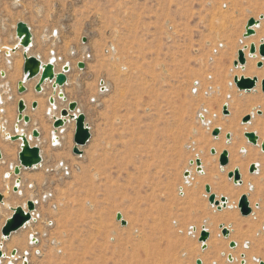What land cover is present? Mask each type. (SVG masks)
Returning a JSON list of instances; mask_svg holds the SVG:
<instances>
[{"label": "rangeland", "instance_id": "rangeland-1", "mask_svg": "<svg viewBox=\"0 0 264 264\" xmlns=\"http://www.w3.org/2000/svg\"><path fill=\"white\" fill-rule=\"evenodd\" d=\"M252 18L260 26L251 39L244 38ZM20 22L28 24L33 35L30 56L44 64L54 59L58 72L70 66L61 90L66 102L54 96L52 83L45 84L41 94L33 91L34 81L27 84L25 94L18 92L23 72L12 76L6 52L18 44ZM261 40L264 0H0V127L7 125L12 135L18 133L14 129L18 103L26 98L31 99L25 113L31 122H22L19 128L25 127L24 133L31 136L42 127L40 120L47 127L39 129L40 138L32 141L41 149L42 163L22 170L18 192L13 172L19 165L20 143L5 139L0 130V193L10 196L6 197L10 205H1L5 211L0 214V247L22 235L28 244L27 255L14 248L2 264H8L13 251H17L14 264H24V257L28 264L264 262V109L249 102L253 95L264 97V93L261 85L257 92L246 93L234 83L245 73L234 66L238 52L246 44L260 45ZM260 61L264 64L259 56L254 68L261 70L263 80ZM79 63L85 69H79ZM71 102L77 103L91 133L80 155L73 152L74 120L68 121L63 133L58 130L56 145L51 138L55 116L60 118ZM238 103L242 106L237 108ZM225 106L228 116L223 114ZM50 108L54 117L47 112ZM248 115L251 124H243ZM252 124L259 130L249 132H257L260 146L245 137L246 126ZM215 129L221 130L218 137L213 136ZM218 142L225 145L217 148ZM243 147L257 154L255 162L247 159V151L241 152ZM223 151L229 152L224 171L219 164ZM104 156L109 159L107 190L100 187L99 178L94 179V165ZM236 158L254 182L248 184L243 174L240 185L228 178L240 170L232 164ZM197 159L203 173L191 165ZM253 163L259 166L257 174L249 172ZM212 167L214 176L209 180ZM216 183L244 191L235 197L219 194ZM208 185L219 200L228 199L226 208L209 203ZM243 195L252 208L248 217L238 208ZM29 201L36 203L29 226L2 240L11 208ZM118 214L127 225L117 220ZM228 214L242 223L241 228L232 221L213 220ZM221 225L230 229L229 238L223 236ZM203 228L211 235L206 251L199 242ZM231 242L236 248H230Z\"/></svg>", "mask_w": 264, "mask_h": 264}, {"label": "water", "instance_id": "water-1", "mask_svg": "<svg viewBox=\"0 0 264 264\" xmlns=\"http://www.w3.org/2000/svg\"><path fill=\"white\" fill-rule=\"evenodd\" d=\"M263 19V17H261ZM260 21L256 20L254 18L250 19L246 26V33L244 34V38H250L256 34V28H259ZM16 35L19 40V45L14 47V49L11 51L12 53L18 52L21 48L23 49V58H24V67H23V80L19 82L18 84V92L20 94H25L27 92L26 84L32 81L35 78H40L37 85L35 86V91L39 94H41L44 90V85L46 83H52V87L54 89V96L58 95L60 99L63 101H67V98L65 97L64 93L61 91L62 88L67 83V73L70 71V66L65 65L61 72L56 73V67L54 64V61L49 62L48 64H44L40 59H38L35 56H30L29 51L33 44V35L31 32V29L26 23L20 22L17 24L16 27ZM248 50V47H245L243 50H240L238 52V59L234 63L235 68L241 67L244 68L247 64V56L246 51ZM257 54L261 57L262 60H264V41L261 42L259 47H257L255 44H251L249 47L248 56L250 58L255 59L257 57ZM7 57H11V53L6 52ZM264 66L263 62L260 61L258 63V68H262ZM79 69H85L84 63L78 64ZM1 76L5 77L6 73L1 72ZM234 83L238 90L240 92H251L256 89L259 83V79L257 77L253 78H247V77H235ZM103 84V83H102ZM261 90L264 93V79L261 81ZM60 90L59 93H57V90ZM49 102L51 105H55V98L51 97L49 99ZM32 108L36 110L38 108V103L34 102L32 104ZM27 110V105L24 100H20L18 103V117H17V124H16V130L18 131V128L20 124L23 122L26 125H28L31 122V119L29 116L25 115V112ZM77 112V114H76ZM261 113V112H260ZM223 114L228 116L230 114L228 107L225 106L223 108ZM69 120H74L76 122V131H75V137H74V143L75 147L73 149V152L76 155H80V147H84L87 145L91 138L90 129L86 125V118L83 114H81L78 110V105L75 102L69 103V106L67 109H63L60 114V118H54L53 128L55 130V133L63 128ZM251 121V116H246L243 119V124H248ZM1 130V128H0ZM221 133L220 129H215L213 132L214 137H218ZM9 140L12 142H21L20 147V153H19V165L14 168L13 174L18 178L16 180V184L14 186V192H18L19 185L21 183L20 181V175L22 173V170H28L33 169L37 166H39L42 163V154L41 149L38 146H32L33 139H39L40 138V132L35 129L32 131V135L28 136L26 133H17L14 136H8ZM245 137L248 140V142L254 146L259 145V137L254 132H246ZM226 139L228 142L231 140V134L226 135ZM54 143L57 142L58 137L53 136ZM261 149L264 152V141L262 142ZM217 152L216 150H212V154L215 155ZM3 158L2 152L0 151V160ZM196 164L197 171L202 173V161L200 159H197L195 163L191 161V165ZM219 164L220 167L224 170L226 166L229 164V152L223 151L219 157ZM258 169V166L256 164L251 165L249 172L250 174L256 173ZM186 175H189V172L186 173ZM10 177V175H9ZM228 178L233 180L235 185H240L242 183V175L240 173V170L237 168L234 171L230 172L228 174ZM206 192L209 195V203L211 205L216 206L219 210H222L227 207L228 199L225 197H222L220 200L217 198L215 194H212V189L208 185L206 186ZM4 195L0 193V204H4ZM238 208L240 210V213L243 217H248L252 214V208L250 206L249 198L247 195H243L238 203ZM36 205L33 201L27 202V211L24 210L23 207L19 206L17 208H11L13 215L6 221V224L2 228L1 234L3 240H8L12 234L20 231L23 229L27 224L30 223L32 220V213L35 211ZM117 220L122 223V225H127V222L123 220L122 215H117ZM222 234L224 237L228 238L230 235V231L227 228L221 227ZM210 234L209 232L203 228L199 242L202 243V249H206V242L209 239ZM230 248H236V243H231ZM17 254V251L12 252V256H15ZM6 255L4 252L0 249V264H2V259H4ZM230 261H233L232 256L229 257ZM24 264H28L25 262ZM196 264H203L201 260H197ZM242 264H245V261L242 262ZM260 264H264V262H261Z\"/></svg>", "mask_w": 264, "mask_h": 264}, {"label": "bare ground", "instance_id": "bare-ground-1", "mask_svg": "<svg viewBox=\"0 0 264 264\" xmlns=\"http://www.w3.org/2000/svg\"><path fill=\"white\" fill-rule=\"evenodd\" d=\"M262 25V24H261ZM261 28V27H260ZM256 29H258V28H256ZM249 39V38H248ZM251 39V38H250ZM261 39V38H260ZM263 39V38H262ZM262 41H264V40H261V42ZM252 44H254V43H252ZM261 44V43H260ZM18 45H19V43H18ZM257 47H259V45L258 44H255ZM246 47H248V49H249V47H250V45L249 44H246L245 45ZM13 49L12 48H10L9 50H8V53H11V51H12ZM246 56H247V64H246V66L243 68V69H245L244 70V74H241V75H243L244 77H247V78H249L251 75H252V77H257L258 79H259V83H258V86L256 87V89L254 90V91H258L259 90V88H260V84H261V79H262V72H260L261 70H256L255 68H254V63L256 62V60H258V58H259V55L257 54V57H256V59L255 60H251V59H249V56H248V50L246 51ZM53 59V58H52ZM262 60V59H261ZM10 61V60H9ZM52 61H54V59L52 60ZM264 61V60H263ZM10 63V62H9ZM257 63V62H256ZM20 66H21V64L20 63H18V62H15V65H14V69L16 70V71H18V70H20ZM240 69H242V68H240ZM242 73V72H241ZM240 74V73H239ZM254 75V76H253ZM238 77H240V76H238ZM242 77V76H241ZM252 77H250V78H252ZM162 79V78H161ZM155 80V79H154ZM163 80V79H162ZM196 82H198V81H196ZM165 84V83H164ZM146 85V84H145ZM152 86H154V85H152ZM194 88H195V86H194ZM150 89V88H149ZM148 88H147V90H149ZM152 89V88H151ZM144 91V90H143ZM60 92V91H59ZM147 92V91H146ZM198 92V91H197ZM58 93V92H57ZM254 93V92H253ZM148 94H150V93H148ZM162 94V93H161ZM166 95H167V93H166ZM51 98V97H50ZM250 98V97H249ZM26 100L27 101H29V100H31L30 98H26ZM234 104L237 102L236 100H234L233 99V101H232ZM249 102L251 103V105L252 106H254V105H258V108L261 106V108H263L264 109V97L262 96V95H259V93H257V94H255V95H253L251 98H250V100H249ZM242 103V102H241ZM260 105V106H259ZM53 106V105H52ZM56 106V105H55ZM238 106L239 107H241L242 106V104H240V103H238L237 104V108H238ZM251 106V108H253ZM57 108V107H56ZM48 110V109H47ZM53 110H54V108H53ZM53 110H52V108H50L47 112L49 113V115L51 116V117H54V112H53ZM150 110V109H149ZM239 110V109H238ZM249 110V109H248ZM57 111V110H56ZM170 111V110H169ZM243 112V111H242ZM57 113V112H56ZM55 113V114H56ZM59 113V112H58ZM60 114V113H59ZM264 114V113H263ZM171 115H172V113H171ZM237 115H238V113H237ZM58 116H60V115H58ZM166 116V115H165ZM214 116V115H213ZM167 117V116H166ZM239 117V116H238ZM55 118H56V116H55ZM42 119V118H41ZM169 119V118H168ZM38 120H40V119H38ZM209 120V119H208ZM41 122H39L40 123V125L42 126V127H40L39 129L40 130H43L44 131V129L45 128H47L46 126H45V124H44V122H43V120H40ZM72 121V120H71ZM210 121V120H209ZM207 123H208V121H206ZM170 123V122H169ZM251 124V123H250ZM258 124V123H257ZM257 124H252V125H248V126H246V128H245V130L247 131V132H249L251 129L252 130H259V128H258V126H257ZM1 128V130L4 132L3 133V135H4V137H5V139H7V140H9V137L8 136H14V135H12L11 134V132H10V129H11V127H0ZM23 128H25V127H20V128H18V131H16V132H18V133H22V132H25L26 130L25 129H23ZM42 128V129H41ZM222 128V127H221ZM230 129H232L233 127H229ZM14 129H16V128H14ZM223 129V128H222ZM37 130H38V128H37ZM54 130V129H53ZM171 130V129H170ZM65 130L63 129V128H61V130H60V132L61 133H63ZM58 132V131H57ZM57 132L55 133V130H54V132L52 133V131H51V133L53 134V136L55 135L56 136V134H57ZM171 132V131H170ZM255 133H257L256 131H254ZM173 133V132H172ZM148 134V133H147ZM52 135H51V138L53 137ZM259 136H260V134H259ZM58 137V136H57ZM53 139V138H52ZM176 139V138H175ZM219 139H220V137H219ZM166 141V140H165ZM216 141H218V139L216 140ZM261 141V140H260ZM260 141H259V146H260ZM52 143L54 144V145H56L57 143H58V140H57V142L56 143H54V141L52 140ZM155 143V142H154ZM225 144H222V143H220V142H218V143H216V147L217 148H222L223 146H224ZM173 148H174V146H173ZM231 148V147H230ZM236 149V148H235ZM260 149V148H259ZM248 152V153H246V154H248L247 155V159L249 160V161H256V158H257V154H253V152H251L250 150H247L245 147H243V148H241V152ZM144 152V151H143ZM146 152V151H145ZM240 152V151H239ZM244 155V154H243ZM100 157V156H99ZM217 157H218V153H217ZM95 160V159H94ZM96 160H98V157H97V159ZM263 162L261 163V164H263L264 165V158H262L261 159ZM260 162V161H259ZM61 164V163H60ZM95 164V163H94ZM108 164H109V159L106 157V156H104L100 161H98L94 166V168H95V174H94V179H98L99 178V185H100V187H104L105 188V190H107L108 188H109V172H108ZM233 166H235V165H237V167L239 166V168H240V173H241V175L243 174V176L245 177V179H246V181H247V183L249 184V182H254V180L252 179V178H250L248 175H247V172H246V170H245V168H246V165L242 162V160H240V159H238V158H236V159H234V161H233ZM254 164V163H253ZM261 164H260V166H261ZM61 165H64V164H61ZM249 167V166H248ZM259 167V166H258ZM237 169V168H236ZM91 170V169H90ZM89 170V171H90ZM188 170V169H187ZM225 170V169H224ZM223 170V171H224ZM193 171V170H192ZM214 170H213V167L211 168V170H210V173H209V180H210V178L212 177V175L214 174V172H213ZM222 171V170H221ZM190 173H191V170H190ZM203 173V172H202ZM257 174V173H256ZM206 175V174H205ZM211 176V177H210ZM214 176V175H213ZM215 176H217V175H215ZM6 177H8V175H6ZM219 176H217L216 178H218ZM243 177V178H244ZM205 178V177H204ZM18 179V178H17ZM262 179H264V178H262ZM22 181V180H21ZM211 181H213L212 179H211ZM198 183V182H197ZM196 183V184H197ZM257 183V182H256ZM16 184V183H15ZM252 184V183H251ZM20 186V185H19ZM216 190L219 192V194H223V193H225V194H227L228 196H230V197H235L237 194H238V192H241V191H244V189H242V190H238L237 192H236V190L234 191V190H231V189H228L227 188V186H224V185H221V184H218V183H216ZM250 186V185H249ZM252 186V185H251ZM259 187V186H258ZM250 188V187H249ZM7 193V192H6ZM9 194V193H8ZM212 194H214V193H212ZM3 195H4V197H5V201H4V204H0V214L2 215L3 213H4V209H3V207H1V205H5V206H9L10 205V202H8V199H6V197H8V195L6 194H4L3 193ZM10 197V196H9ZM8 197V198H9ZM242 197V196H241ZM240 197V198H241ZM35 203V202H34ZM36 205V204H35ZM21 207H23L24 208V210H26L27 211V204H24L23 206H21ZM17 208V207H16ZM32 214H34V212L32 213ZM164 214V213H163ZM258 215V214H257ZM258 217H259V215H258ZM213 220H224V221H232V222H234V224H235V227L237 228V229H239V228H241V224L240 223H238V221L236 220V218H234V216H232V214H228L227 216H219L218 218H216V219H213ZM28 225V224H27ZM26 225V226H27ZM29 226V225H28ZM30 231H32V229L30 230ZM239 231L240 230H238V233H239ZM27 232V231H26ZM40 232V231H39ZM42 232V231H41ZM19 233V232H18ZM28 233V232H27ZM33 232H31L30 234H29V238L31 239L32 237H33V234H32ZM220 234H218V236H219ZM23 236V235H22ZM22 236H21V238H22ZM21 238H19V237H12V239H10V241L8 242V243H6V244H3V242H2V244H1V247H0V249L4 252V254L7 256L9 253H8V251H10V250H12V249H14V248H16V249H20V250H24V253L27 255L28 254V244H26V242L23 240V239H21ZM30 239H28L29 241H32V239L30 240ZM2 240H3V238H2ZM27 240V239H26ZM28 240H27V243H28ZM218 243V240H216L215 241V243L214 244H217ZM26 245V246H25ZM219 247V246H218ZM8 253V254H7ZM17 255V254H16ZM12 256L13 258H11V259H9V262H8V264H14V261H15V258L17 257V256ZM6 259V258H5ZM24 260H25V262H27V257H24L23 258ZM235 260V259H234ZM24 262V263H25ZM243 262V261H242ZM246 264V263H245Z\"/></svg>", "mask_w": 264, "mask_h": 264}, {"label": "crops", "instance_id": "crops-1", "mask_svg": "<svg viewBox=\"0 0 264 264\" xmlns=\"http://www.w3.org/2000/svg\"><path fill=\"white\" fill-rule=\"evenodd\" d=\"M28 25V24H27ZM29 26V25H28ZM247 26V25H246ZM245 32H246V27H245ZM17 36V35H16ZM34 40V39H33ZM18 43H19V40H18ZM18 45V44H17ZM16 45V46H17ZM10 49V48H9ZM12 49H14V47L12 48ZM22 49V48H21ZM30 55V54H29ZM10 61V63H9V66H10V70H11V73H12V76L14 77V78H16V77H19L20 75H22V72H23V67H24V58H23V52L21 53V51L19 50L18 52H16V53H12L11 52V57H10V59H9ZM15 62H18V63H20L21 64V66H20V70H18V71H16L15 69H14V65H15ZM3 66V63H1L0 64V67H2ZM71 70V69H70ZM2 72H4V71H2ZM56 73H58V71H56ZM23 77H24V74H23ZM39 77L38 78H35V79H33L32 81H34L35 83H34V86H33V91L34 92H36L35 91V86L37 85V83H38V81H39ZM22 80H20V81H18V83H17V89H18V84H19V82H21ZM67 82H68V76H67ZM28 84V83H27ZM27 84H26V87H27ZM47 84V83H46ZM67 84V83H66ZM45 86V85H44ZM43 86V87H44ZM64 88V87H63ZM63 88H62V90H63ZM27 91H28V89H27ZM37 93V92H36ZM25 101V103H26V101L27 100H24ZM26 105H27V103H26ZM27 110H28V105H27ZM26 110V111H27ZM26 113V112H25ZM18 117V116H17ZM7 126V125H6ZM5 126V127H6ZM37 129V128H36ZM39 130V129H38ZM16 143H20V147H21V142H16ZM212 189V188H211ZM249 202H250V200H249ZM251 205V204H250ZM16 207H18V206H16ZM5 211V210H4ZM12 211V210H11ZM13 215V212H12V214L7 218V220L11 217ZM233 216V215H232ZM235 218V217H234ZM6 220V221H7ZM6 223V222H5ZM238 223H240L241 224V226H242V223L241 222H238ZM225 227L226 228V226H224V225H221L220 226V229H221V227ZM228 229V228H227ZM229 231H230V229H228ZM209 234H210V232H209ZM230 235H231V231H230ZM230 235H229V237H230ZM210 237H211V235H210ZM210 237H209V239H210ZM228 237V238H229ZM226 238V237H225ZM209 239L207 240V242L209 241ZM207 242H206V249L205 250H203V251H206L207 249H208V245H207ZM232 243V242H231ZM218 245V244H217ZM212 246H213V248L212 249H218V246H215L214 244H212ZM220 249V248H219Z\"/></svg>", "mask_w": 264, "mask_h": 264}, {"label": "built area", "instance_id": "built-area-1", "mask_svg": "<svg viewBox=\"0 0 264 264\" xmlns=\"http://www.w3.org/2000/svg\"><path fill=\"white\" fill-rule=\"evenodd\" d=\"M36 204V203H35ZM32 219H33V214H32ZM31 222V221H30ZM261 263V262H260Z\"/></svg>", "mask_w": 264, "mask_h": 264}]
</instances>
